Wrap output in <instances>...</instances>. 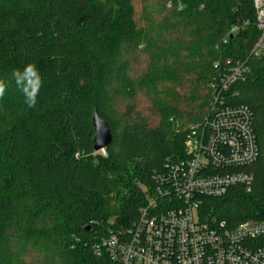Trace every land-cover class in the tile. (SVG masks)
<instances>
[{
  "label": "trees",
  "instance_id": "obj_1",
  "mask_svg": "<svg viewBox=\"0 0 264 264\" xmlns=\"http://www.w3.org/2000/svg\"><path fill=\"white\" fill-rule=\"evenodd\" d=\"M259 35L253 0H0V264H115L102 240L129 237L146 202L140 185L185 159L212 85L241 62L249 73L221 96L249 109L259 153L227 171L252 181L202 196L198 214L220 230L264 222ZM28 63L42 81L32 108L11 77ZM93 112L112 133L104 153L93 150Z\"/></svg>",
  "mask_w": 264,
  "mask_h": 264
},
{
  "label": "built area",
  "instance_id": "obj_2",
  "mask_svg": "<svg viewBox=\"0 0 264 264\" xmlns=\"http://www.w3.org/2000/svg\"><path fill=\"white\" fill-rule=\"evenodd\" d=\"M253 3L260 35L251 54L264 57V0H253ZM238 29V26L231 27L229 34ZM228 71L219 77L218 89L212 85L216 89L210 101V113L203 124L195 126L188 135L185 159L167 161L163 172L152 175V186L139 184L146 193V202L140 209L137 223L145 224L147 234L141 230L128 231L129 237L124 239L123 230L111 232L102 240L113 262L264 264V245L254 249L245 245L246 240L264 236V222L248 221L232 230H220L201 222L198 214L202 196L223 195L227 188L236 184L245 185L248 191L252 174L227 169L248 165L259 153L251 112L243 105L229 106L221 96V91L245 78L249 66L246 62L236 63ZM180 196L182 206L176 204L172 209L173 199Z\"/></svg>",
  "mask_w": 264,
  "mask_h": 264
},
{
  "label": "clouds",
  "instance_id": "obj_3",
  "mask_svg": "<svg viewBox=\"0 0 264 264\" xmlns=\"http://www.w3.org/2000/svg\"><path fill=\"white\" fill-rule=\"evenodd\" d=\"M12 82L16 90L22 95L28 108L36 105L37 96L41 88V76L34 64H25L22 69H14L11 73ZM8 84L0 81V98L6 93Z\"/></svg>",
  "mask_w": 264,
  "mask_h": 264
},
{
  "label": "water",
  "instance_id": "obj_4",
  "mask_svg": "<svg viewBox=\"0 0 264 264\" xmlns=\"http://www.w3.org/2000/svg\"><path fill=\"white\" fill-rule=\"evenodd\" d=\"M91 121L94 129L93 150L95 152L103 151L111 141V130L107 122L101 119L96 112H93Z\"/></svg>",
  "mask_w": 264,
  "mask_h": 264
},
{
  "label": "bare ground",
  "instance_id": "obj_5",
  "mask_svg": "<svg viewBox=\"0 0 264 264\" xmlns=\"http://www.w3.org/2000/svg\"><path fill=\"white\" fill-rule=\"evenodd\" d=\"M184 148H185V142H184ZM220 196H222V195H220ZM214 197H217V196H214ZM176 204H178V206H180V207L182 206V198H181V196L178 197V198L173 199L172 205H170V207H172V209L173 208H176L177 207ZM151 214L154 215L155 213H151ZM149 218H151V217H149ZM245 222H248V221H245ZM250 222H252V221H250ZM136 230L137 231H140L141 230L143 234H147V227L145 226V224L143 222L134 224L129 231H131L132 233H134V232H136ZM106 245L109 246V243L107 242ZM107 255L109 257V260L111 262H113V259H111L110 255H109V252L107 253ZM113 263L117 264L116 261H114Z\"/></svg>",
  "mask_w": 264,
  "mask_h": 264
},
{
  "label": "rangeland",
  "instance_id": "obj_6",
  "mask_svg": "<svg viewBox=\"0 0 264 264\" xmlns=\"http://www.w3.org/2000/svg\"><path fill=\"white\" fill-rule=\"evenodd\" d=\"M101 153H104V151H101ZM111 218V217H110ZM112 219V218H111Z\"/></svg>",
  "mask_w": 264,
  "mask_h": 264
}]
</instances>
